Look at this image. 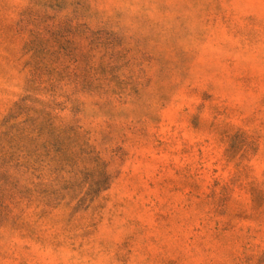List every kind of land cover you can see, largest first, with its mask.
Segmentation results:
<instances>
[{
	"label": "rangeland",
	"instance_id": "obj_1",
	"mask_svg": "<svg viewBox=\"0 0 264 264\" xmlns=\"http://www.w3.org/2000/svg\"><path fill=\"white\" fill-rule=\"evenodd\" d=\"M0 264H264V0H0Z\"/></svg>",
	"mask_w": 264,
	"mask_h": 264
}]
</instances>
